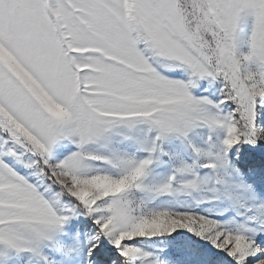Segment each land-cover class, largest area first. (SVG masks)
Segmentation results:
<instances>
[{"label": "snow or ice", "instance_id": "obj_1", "mask_svg": "<svg viewBox=\"0 0 264 264\" xmlns=\"http://www.w3.org/2000/svg\"><path fill=\"white\" fill-rule=\"evenodd\" d=\"M0 264H264V0H0Z\"/></svg>", "mask_w": 264, "mask_h": 264}]
</instances>
